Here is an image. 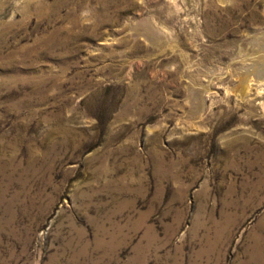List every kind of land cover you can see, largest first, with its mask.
<instances>
[{"label":"rangeland","instance_id":"obj_1","mask_svg":"<svg viewBox=\"0 0 264 264\" xmlns=\"http://www.w3.org/2000/svg\"><path fill=\"white\" fill-rule=\"evenodd\" d=\"M0 264H264V0H0Z\"/></svg>","mask_w":264,"mask_h":264},{"label":"bare ground","instance_id":"obj_2","mask_svg":"<svg viewBox=\"0 0 264 264\" xmlns=\"http://www.w3.org/2000/svg\"><path fill=\"white\" fill-rule=\"evenodd\" d=\"M166 37V36H165Z\"/></svg>","mask_w":264,"mask_h":264}]
</instances>
